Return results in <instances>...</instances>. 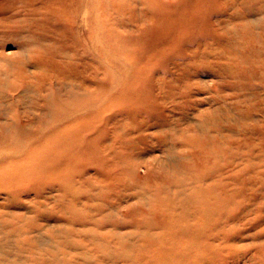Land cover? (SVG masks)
I'll list each match as a JSON object with an SVG mask.
<instances>
[{
    "label": "rangeland",
    "instance_id": "rangeland-1",
    "mask_svg": "<svg viewBox=\"0 0 264 264\" xmlns=\"http://www.w3.org/2000/svg\"><path fill=\"white\" fill-rule=\"evenodd\" d=\"M0 264H264V0H0Z\"/></svg>",
    "mask_w": 264,
    "mask_h": 264
},
{
    "label": "bare ground",
    "instance_id": "bare-ground-1",
    "mask_svg": "<svg viewBox=\"0 0 264 264\" xmlns=\"http://www.w3.org/2000/svg\"><path fill=\"white\" fill-rule=\"evenodd\" d=\"M72 113V112H71ZM208 213L207 211H205V214Z\"/></svg>",
    "mask_w": 264,
    "mask_h": 264
}]
</instances>
